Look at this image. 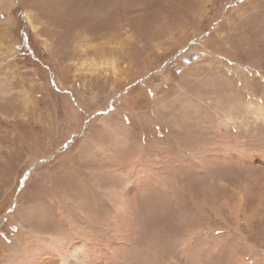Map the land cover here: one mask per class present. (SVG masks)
Here are the masks:
<instances>
[{"label": "rangeland", "instance_id": "374dc122", "mask_svg": "<svg viewBox=\"0 0 264 264\" xmlns=\"http://www.w3.org/2000/svg\"><path fill=\"white\" fill-rule=\"evenodd\" d=\"M0 264H264V0H0Z\"/></svg>", "mask_w": 264, "mask_h": 264}]
</instances>
